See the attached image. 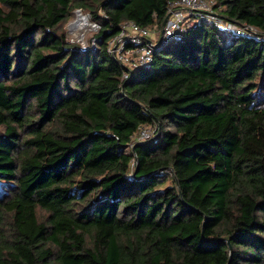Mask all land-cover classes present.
I'll return each instance as SVG.
<instances>
[{
  "label": "trees",
  "instance_id": "trees-1",
  "mask_svg": "<svg viewBox=\"0 0 264 264\" xmlns=\"http://www.w3.org/2000/svg\"><path fill=\"white\" fill-rule=\"evenodd\" d=\"M168 1L0 0V264H264V36L199 23L120 80L107 39ZM216 2L264 32V0Z\"/></svg>",
  "mask_w": 264,
  "mask_h": 264
},
{
  "label": "built area",
  "instance_id": "built-area-1",
  "mask_svg": "<svg viewBox=\"0 0 264 264\" xmlns=\"http://www.w3.org/2000/svg\"><path fill=\"white\" fill-rule=\"evenodd\" d=\"M199 23L221 28L237 37L264 36V32L248 24L237 25L223 19L216 0H170L165 6L163 25L157 28L155 24L140 27L130 21L120 23L115 34L107 39L105 53L119 66L120 80H126L136 70L150 64L157 47L167 45ZM99 29L88 13L74 9L64 27L65 41L75 51L95 52L99 46ZM154 131L155 125L140 126L131 137L130 145L150 139Z\"/></svg>",
  "mask_w": 264,
  "mask_h": 264
},
{
  "label": "rangeland",
  "instance_id": "rangeland-1",
  "mask_svg": "<svg viewBox=\"0 0 264 264\" xmlns=\"http://www.w3.org/2000/svg\"><path fill=\"white\" fill-rule=\"evenodd\" d=\"M71 20V16H70V18L68 19V21H70ZM67 21V22H68ZM66 22V23H67ZM66 23H65V25H66ZM65 25L63 26V31H64V27H65ZM217 34H218V36H219V38L222 40V41H225V42H227L228 40H230L231 38H232V34L230 33V32H228V31H225V30H223V29H221V28H217ZM64 36H65V33H64ZM67 39V38H66ZM67 41H68V39H67ZM166 183H168V181L166 182ZM38 215H43L42 213H37Z\"/></svg>",
  "mask_w": 264,
  "mask_h": 264
},
{
  "label": "water",
  "instance_id": "water-1",
  "mask_svg": "<svg viewBox=\"0 0 264 264\" xmlns=\"http://www.w3.org/2000/svg\"><path fill=\"white\" fill-rule=\"evenodd\" d=\"M163 23H164V20H163V22H162V24L161 25H163ZM229 256H230V251H229V254H228Z\"/></svg>",
  "mask_w": 264,
  "mask_h": 264
}]
</instances>
